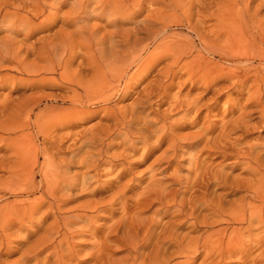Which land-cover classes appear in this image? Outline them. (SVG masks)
Here are the masks:
<instances>
[{
    "label": "bare ground",
    "instance_id": "bare-ground-1",
    "mask_svg": "<svg viewBox=\"0 0 264 264\" xmlns=\"http://www.w3.org/2000/svg\"><path fill=\"white\" fill-rule=\"evenodd\" d=\"M147 2L148 14L139 19ZM159 4L162 9L154 10L153 6ZM62 5L70 8L61 15L65 19L56 33L41 38L36 48L31 45L24 49V43L16 47L15 36L34 33L37 18L47 21L45 25L50 30L59 19ZM93 15L107 20L115 32L97 39L100 36L95 38L94 29L80 28V23H88ZM119 19L134 25L123 30L117 23ZM66 26L76 30L66 33ZM171 27L186 29L197 43L191 35L182 41L170 35ZM0 30L7 33L0 40V88L9 90L0 96V246L8 242L10 229L32 222L47 207L54 219L46 228L44 242H39L52 246L56 262L65 264L64 257L71 255L64 246L66 233L74 224L90 219V207H85L83 214L62 217L68 191L79 185L86 187L87 178L92 176L88 174H98L100 166L105 164L112 169L127 159L116 153H111L116 159L110 153V158H106L109 144L104 143V138H120L117 141L126 145V150L134 151L138 145L146 147L153 135L157 134L159 142L169 137L171 145L164 141L172 147L173 157L170 153L169 159L170 151L166 149L169 160L164 153L160 158L165 157L169 166L183 160L180 154L177 160V147L183 155L199 147L197 135L191 142L178 145L176 142L182 138L174 135V142L165 124L158 126L157 121L146 119V106L152 103L149 98L155 93L161 102L165 90L186 72L195 78L193 85L200 81L208 84L218 77L237 78L233 86L239 91L248 93L253 88L247 106L254 109L245 111L246 105L241 107L231 125H223L213 138L205 135V143L195 152L199 155L188 154L185 158L184 176L170 175L166 184L151 181L145 186L130 209L122 211L114 235L104 237L98 244L93 264H192L199 256L198 264H264V0H0ZM73 37L85 50L81 58L73 54ZM213 42L220 44L217 51ZM215 55L220 63L208 57ZM77 58L80 61L72 72ZM163 58L170 62L166 61L152 82L148 80L150 84L146 83L130 108L107 107L134 92L135 81L140 83ZM8 71L25 78H14L5 73ZM33 89L40 93L27 96L26 92ZM44 90L51 93L45 94ZM14 93L18 96L12 98ZM177 103L178 107L183 104H172ZM96 107L99 110L91 112ZM100 111L103 119L112 121L111 125L98 124L90 131L78 133L80 137L76 131L67 130L79 137L78 143L69 133L61 134L62 129L72 128L86 115L91 118ZM256 129L259 136L255 141L240 137ZM237 131L242 134L235 138L233 133ZM83 148L88 149L83 152L85 155L80 154ZM64 151L69 152L66 158L60 157ZM205 151L222 160L214 164L210 158L205 163L201 158ZM79 154L82 157L78 160L90 168L80 176L70 171ZM36 177L39 183H35ZM219 189L225 191L219 194ZM238 193V197L228 198ZM143 207L153 208V218L144 217ZM90 209L99 212L104 207ZM57 215L61 218L57 219ZM166 216L171 220L163 223ZM56 237H60L57 242ZM119 245L126 255L114 260L106 251Z\"/></svg>",
    "mask_w": 264,
    "mask_h": 264
},
{
    "label": "rangeland",
    "instance_id": "rangeland-1",
    "mask_svg": "<svg viewBox=\"0 0 264 264\" xmlns=\"http://www.w3.org/2000/svg\"><path fill=\"white\" fill-rule=\"evenodd\" d=\"M73 1H76V0H73ZM149 3L150 2H147V4L143 7V10L141 12V15L139 16L140 17L139 19H143L148 14L147 8H148ZM153 7H154L153 9L156 11H158L159 9H162L160 4L155 5ZM69 8H70L69 5H64V6L62 5L60 7L59 19L52 26V28L50 27L51 28L50 30H47L48 28H46L45 24L47 23V21L42 22L43 21L42 17L37 18L33 24L34 33H32V32H29V33L21 32L19 35L15 36V40L17 42L16 47L21 46L23 43L24 44L22 46L24 47V49H26V47H29L31 45H34L35 48L38 47L39 43H40L39 40L41 38L50 37L58 31V29L62 25V22L65 19V18H63V16L65 13H67L69 11ZM61 15H63V16H61ZM117 23H118V25L122 26L123 30H128L129 28L132 27V25H134L133 23H130L127 20L123 21V19H119L117 21ZM86 24L80 23V28L82 27L85 30H93L94 29L95 38H96V36H100L97 39H100L103 36H105L107 38L110 35L109 33H113L116 30V28L113 27L112 25H110L107 22V20H100L98 17H95L94 15L89 19V22ZM78 25L79 24H77V27L79 28ZM39 29H41V30H39ZM74 30H76V28L73 26L64 27V31L66 33H69V34H72L74 32ZM168 33L170 35L180 37L181 41L185 37L191 35L187 32L186 29L181 28V27H171V29L168 31ZM6 34L7 33L4 32V30L3 31L0 30V40L4 36H6ZM191 36L193 37V39H195V37L193 35H191ZM73 39H74L73 54H76L75 55L76 57L78 55V57L81 58L80 54H81V56H84L85 50H84L83 46H80L81 43L77 39V37H73ZM19 41L21 44L19 43ZM78 42H79V44H78ZM195 42L197 43L196 39H195ZM213 44H215V43L213 42ZM215 45H216V51H217L218 46L220 44L218 42H216ZM79 47L81 50L79 49ZM77 52H78V54H77ZM208 57L213 62L220 63V58L218 57V55H215L212 57L208 56ZM79 58H77L75 60V62L73 63V65L71 67L72 72H73V70L74 71L76 70L77 65L80 61ZM163 59L159 60L160 62L158 61L153 66V69H151V72H149L147 74L148 76L146 75V77L140 83L136 84V81H135V83L132 85V87H134V92H132L130 95H128L124 98H120V99L114 101L115 103L114 102L110 103L107 107L112 108V109L117 108L115 110L127 108V107L130 108V105H132L133 102H135V99H137L136 96L138 97V93L139 92L142 93L141 90L143 89L144 86L146 87V83L148 82V80L150 79V82H152L151 81V80H153L152 77L154 78L155 75H157L159 73L161 68H164V65L168 61L170 62V60L167 58H163ZM5 73H8L10 76L17 78V79L25 78L23 76L16 74L13 71H10V72L8 71ZM183 73H184V70H182L181 74H183ZM184 74H183V76L181 75L182 77H180V79L177 78V80H174V82L170 85L171 87L169 86L165 90V94H164L165 96L163 97V99H161V102L158 101L159 98L157 99V96L154 93L152 95V97L149 98L152 103H151V105L147 104L148 106H146V111H145L146 115L148 114V116H146V119H147V117H149L150 120L157 121L155 123L158 126L165 124L167 127L166 128L167 130L165 129L167 134H169L171 131V133L173 135L171 133L170 134L173 137L175 135V136H178L179 138L181 137L183 139L182 140V139L177 138L178 141H181L179 143L176 140V138L174 137L175 139L173 141L174 142L177 141L176 143L178 145L184 144L185 142L189 143V141L191 142V140H192L191 138L196 136V135H197V138L196 137H194V138H196L197 141L201 142V140H203L201 143L199 142V147L197 146L195 149L191 150L189 153H184V155H186V156L181 154L180 149L177 147V156H178L177 160H179L180 157H183V160L185 158L187 159L188 154H189V157L192 155L193 156L199 155L198 152H197V154H195V152L198 150V148H201L203 146V144L205 143V139H204L205 135L207 136V138H213L217 135V132L219 133V131L221 130V127H224L225 125H231V123L234 120H236V118L239 116V114L242 110L241 107H245V105H246V109L243 108V110L245 109V111H248L250 109H254L253 106H251V107L247 106V104L249 103V100H247V97L253 91V88H250L248 93L246 90H243V92L239 91L240 88L235 87L236 86L235 83L237 81L236 80L237 78L229 77V76L228 77H218L216 80L210 81L208 84H206L205 82L202 83L200 81L197 84L194 83V85H193V82H195L194 81L195 78L191 77L188 73L185 74V77H184ZM186 75H188V76H186ZM189 77H191V78H189ZM187 78H189V79H187ZM179 80L181 81L180 83H179ZM177 81H178V84H177ZM234 81H235V83H234ZM150 82L147 83V85L150 84ZM200 83H201V85H200ZM233 85H235V86H233ZM0 92H1L0 96H2L4 94H7L9 92V90L0 88ZM32 92H34V93L39 92L40 93L39 90L36 91V89H33L31 91L26 92V95L28 96L29 93H30L29 95H31ZM47 92H48V90H44L45 94H47ZM49 93H51V91H49L48 94ZM17 96L18 95L16 93L12 94V98H15ZM155 97L157 100L155 99ZM177 101L178 102L182 101V103H183V104H181L182 106L179 105L180 108L178 107L179 103H177V106L173 105V104H176ZM192 103L196 104V106H194V104L192 105ZM170 104L173 106L170 107ZM174 107H177V109H175ZM90 110H91V112H93V111L99 110V108H97V107L91 108ZM145 113H143L142 116H144ZM157 113H158V115H157ZM102 114H103V112L100 111V112L96 113L95 115H93L91 118H89L88 115H86L87 117L85 116L84 120L80 121L76 126H74L72 128L70 127V128L62 129L61 134L63 132L69 133L72 131L73 132L76 131L77 132L76 135H78L80 137V134H78V133L90 131L91 129H93L98 124H101L99 126H102V127L104 125H107V124L111 125L112 121H111V123H109L110 119H108V118H107V120H106V118L103 119ZM159 114L161 115V117ZM156 116H157V118H156ZM253 116H255V114L252 115V117ZM169 124L171 125V127L169 126ZM209 126H212V127L208 128ZM213 127H214V129H213ZM206 128H208V131L210 130L209 133L207 132ZM256 130H253V132L251 131L248 134L246 133L247 136L244 133L242 136H240L242 133L240 131H237L236 133L235 132L233 133V136L235 138H238L239 136L241 138L244 137L245 141L253 142L259 136V134H258L259 131H258V129H256ZM69 135H71L72 137L74 136V139L77 138V139H75V140H77V143L80 141L79 137L75 136L74 133H69ZM156 135H153L154 137H152L150 139V142H148L146 147L142 146V145H138L136 150H134V151L133 150L130 151L128 148L126 150V145H122L119 142L120 140L117 141L120 138H116V139L104 138V143L105 144L107 143L110 146V147L106 146V149H107L106 154L108 153L106 158L109 159L110 155H111V157L113 156L112 157L113 159H116V157L114 158V156H116V155H112V154L116 153L117 155L120 154L121 156L125 155V157L127 159H126L125 163L123 164L124 166L122 164L120 165L119 163L116 166H114L112 169L108 165H105V164L100 166L99 167L100 168L99 169L100 174H99V172H98V174H95L94 172H92L93 174L91 172H90V174H88L89 176L92 175L91 176L92 179L90 178V180H89V178H87L88 184H86V187H85V184L83 185L84 188H82L81 185H79V186H76V187H74L68 191L69 196L68 197L66 196V198H64V204L62 205V208L64 209L63 213H62V217H65L66 215L72 216V215H77V214H83L84 213L83 209L85 207H86V209H87V207H90V208L104 207V209L102 211L95 212L94 209L92 210V209L88 208L87 214L89 215L90 219H86L83 222H78V223L74 224V226H72V229H70L71 231L66 233L65 238L67 240H66V244L64 246H65V248L67 247L66 249H69L71 251V255L64 257L65 264H93L94 255H95L94 253H95V251H97V249H98L97 247H99L100 242L102 240H104V237L114 235L113 230L115 229V225L118 223V220L123 215L122 211L124 209H128L129 206H131L132 202H135V201H137L136 199H139L137 197L140 196L142 190L145 189L144 188L145 186H147L151 181H158L162 184H166V183H168V180H170V178H171L170 175L173 177H176V176L181 177V176L185 175V173H186L185 167L187 165L186 159L183 161L181 158L178 161L179 165L172 162L175 164V165L173 164V166L172 165L169 166L168 163L165 162L167 160H164V158L166 157V154L164 153V151L166 152V149H167V152H168V150L170 151L168 153L166 152L168 154V156L172 151V150H170V148H172V147L168 146L169 142L172 141V139H170L169 137H167V138L165 137L161 140L162 142L160 141L161 142L160 143L157 140L158 137H156ZM263 136H264V133L262 132L261 137H263ZM72 137H71V139H73ZM164 139L168 142V144H167V142L164 141ZM40 141H41V138H40ZM117 142H118V144H117ZM68 143L70 144V140L68 141ZM68 143L66 144V146L68 145ZM150 143L154 144V145L151 146ZM170 143H172V142H170ZM148 145H150V147ZM169 145H171V144H169ZM107 147H109V148H107ZM167 147H169V149ZM179 147H182V146H179ZM122 148L123 149L125 148L126 152ZM85 149L86 148H83L81 151L82 153H80V154H84L83 153L84 151L86 153V150L88 151V149H86V150ZM205 149L210 150V148H205ZM122 151H123V153H122ZM192 151H193V154H191ZM109 153H110V155H109ZM163 153L165 154L164 155L165 157H163V159L161 160L160 158H162L161 156ZM199 153H201V152H199ZM1 154H3V152L0 150V155ZM178 154H180L181 156ZM79 155H77L79 158L76 156L77 159H75V163L76 162L77 163L75 165L73 164L70 171L73 173H77L80 176V175H82V173L84 171H86L87 169H90V168H87V166H85V164H82L78 160L82 157L81 155L80 156ZM68 156H69V152H67V151H64L63 153L60 154V157H62V158H66ZM121 156L120 157L117 156V159L121 158ZM170 156L173 157L172 153ZM206 156H210V157H206ZM194 157H192V158L194 159ZM58 158H59V156H58ZM201 158H204L205 163L207 161H209L211 158V160L214 162V164H216L222 160L220 157H216V154H214L213 152L209 153V151H205V153H203L201 155ZM165 159H168V157H166ZM169 159H171V157ZM226 163H227V161H225V164ZM79 164H80V167H79ZM81 164H82V167H81ZM200 165H203V163L201 162ZM85 167H86V169H85ZM164 167H165V169H164ZM168 167H169V169H168ZM182 167L184 170L182 169ZM131 170H132V172H131ZM178 170H179V172H178ZM172 171H173V173H172ZM175 173H177V175H173ZM237 173H239L238 170H236V174ZM179 177H176V178H179ZM35 183H39L38 177L35 178ZM220 191L223 193V191H225V190L222 191V189H219L216 192L218 193ZM221 192L219 194H222ZM237 195L239 196L240 194L238 193L235 195H231V196H228V198L238 197ZM113 196H115L114 200L111 199V197L113 198ZM141 198H142V196L140 197V199ZM110 201H111V203L108 204V202H110ZM105 203L108 205H106ZM126 207H128V208H126ZM150 208L149 207L147 209H146V207L142 208L144 210V212H143V215H145L144 217L149 218L151 216L149 219L153 218V216H154V215H151V214H153V212H152L153 208H151L152 209L151 211H150ZM46 209H47V207H43L41 209V212H43V213H40L37 216H35V219L32 222L26 221L20 228L14 227V228H12L13 230L12 229L9 230L8 242L7 243L4 242L5 244L3 243L0 246V250L2 252V253L0 252L1 253L0 258H1V262L3 260V262H4V263L2 262L3 264H23V263L24 264H56V263L60 264V263L56 262V259H54L55 257L52 256L53 255V253H52L53 247L52 246H51L52 248L49 247V245H47V243H46V245H44L45 243L41 244V242H44L43 239H45V237H46L45 236L46 235V228H48V226L53 222V219H54L52 217L53 215L49 212L47 213ZM89 209L92 211H90ZM80 210H82V211H80ZM45 211H46V213H45ZM43 217H45V218H43ZM60 218H61V216L57 215V219H60ZM170 218H171L170 216L164 217L162 220L163 223H165L164 221H166V222L170 221L171 220ZM159 229H160V227H158V231H160ZM106 234H108V235H106ZM59 239H60V237H56V242ZM39 241H41V242H39ZM41 246H43V247H41ZM121 246L122 245L115 246L114 248L106 251V253L109 255H112V258L114 260H119V259L123 258L122 256L126 255V252L122 251L123 246L122 247ZM36 247H37V249H36ZM148 248L150 249V246L147 247L146 251L147 250L149 251ZM34 249L36 250V252H38L36 257L34 256L36 253ZM32 250L34 253L31 255ZM28 252H31V253L28 254ZM254 254H255V252H254ZM24 256H25V258H22ZM69 257L71 259H69ZM200 260H201V257L199 256L196 259V261H194L192 264H198ZM232 260H236V259L232 258ZM19 262H22V263H19Z\"/></svg>",
    "mask_w": 264,
    "mask_h": 264
}]
</instances>
